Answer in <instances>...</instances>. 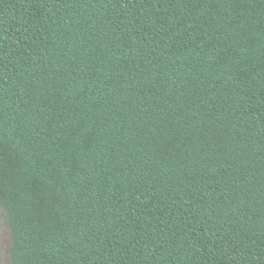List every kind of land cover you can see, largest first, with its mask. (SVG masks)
I'll return each mask as SVG.
<instances>
[{"label": "trees", "instance_id": "trees-1", "mask_svg": "<svg viewBox=\"0 0 264 264\" xmlns=\"http://www.w3.org/2000/svg\"><path fill=\"white\" fill-rule=\"evenodd\" d=\"M0 209L11 264H264V0H0Z\"/></svg>", "mask_w": 264, "mask_h": 264}, {"label": "rangeland", "instance_id": "rangeland-1", "mask_svg": "<svg viewBox=\"0 0 264 264\" xmlns=\"http://www.w3.org/2000/svg\"><path fill=\"white\" fill-rule=\"evenodd\" d=\"M0 264H11L9 258L10 234L7 217L3 209H0Z\"/></svg>", "mask_w": 264, "mask_h": 264}]
</instances>
